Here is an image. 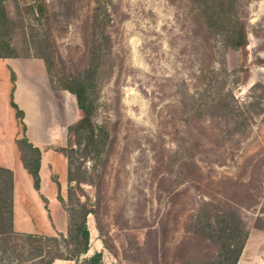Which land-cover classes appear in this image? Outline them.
Masks as SVG:
<instances>
[{
	"label": "rangeland",
	"instance_id": "obj_1",
	"mask_svg": "<svg viewBox=\"0 0 264 264\" xmlns=\"http://www.w3.org/2000/svg\"><path fill=\"white\" fill-rule=\"evenodd\" d=\"M4 2L17 53L24 57L39 45L50 56L51 86L64 95L70 123L81 112L75 95L58 87L59 77L83 68L91 15L105 8L109 13L110 53L91 94L96 141L86 154L82 144L72 146L81 181H69L68 168L65 178L51 174L64 208L73 190L95 213L87 214L89 249L80 258L100 251L106 264H210L215 249L185 228L199 204L210 201L218 209L234 208L251 226L238 263L264 264V229L252 226L264 215V63L255 61L264 57V0L239 2L247 21L245 58L231 47L224 50L219 37L210 40V91L231 87L248 119L232 135L219 116L190 114L199 91L198 58L184 0ZM241 65L247 77L235 81L232 70ZM20 127L16 118L15 136ZM182 141L189 148L183 154ZM45 146H67V134ZM18 178L23 197L26 179ZM0 264L19 263L0 250Z\"/></svg>",
	"mask_w": 264,
	"mask_h": 264
},
{
	"label": "trees",
	"instance_id": "obj_2",
	"mask_svg": "<svg viewBox=\"0 0 264 264\" xmlns=\"http://www.w3.org/2000/svg\"><path fill=\"white\" fill-rule=\"evenodd\" d=\"M184 1L188 6L190 31L195 35L194 47L198 58V66L194 73L199 91L196 94L197 98L194 97L197 101L190 114L197 117L205 113H209L210 116H219L226 125V133L232 135L248 123L247 116L238 107L231 87L227 89L221 87L220 90L211 93L210 73L213 69L208 65L213 58L210 40L214 36L220 38L224 50L231 47L240 51L243 58L247 56V21L241 12L240 0ZM9 19L5 2L0 0V57L20 56L11 41ZM108 20L109 13L106 8L96 10L91 15L90 33L86 41L85 65L75 72H63L59 77L58 87L75 95L81 112L79 118L67 127V146L56 148L67 158L69 181L79 182L83 177L80 165L74 163L72 146L82 144L83 153L86 154L88 147L96 141L92 121L95 106L91 94L99 85V72L103 58L110 53L111 35L106 29ZM32 48L33 53L27 52L23 56L43 58L49 81L54 87L50 56L39 45L32 46ZM255 61L264 63V57L257 56ZM221 70L226 71L224 57L221 60ZM246 71L242 65L234 68L232 70L234 80L238 81L240 77L245 79ZM9 72L11 87L8 101L21 126L20 135L15 137V144L22 166L31 176L33 187L38 189L41 150L25 135L24 110L13 96L16 72L11 67H9ZM242 73H244L243 76H241ZM208 93L212 96L207 100H202L205 96H209ZM180 102L183 113H187L184 99ZM184 149L189 148L182 141L181 150L183 152L181 154L184 153ZM13 187V170L0 165V250L10 254L19 264H51L55 258L72 259L75 264H106L101 259L100 251H94L91 255L80 258V255L89 248L87 214L94 213V211L84 200L75 197L73 190L68 191L69 205L65 206L67 210L66 234L54 235L17 231L13 228ZM59 199L63 203L61 196ZM252 226L264 229V215H257ZM250 227L249 223L234 208L218 209L210 201H202L193 214V218L185 225L186 229L191 230L192 233L205 240L207 245L215 249L214 258L210 264H236ZM123 255L124 257L129 256L126 249Z\"/></svg>",
	"mask_w": 264,
	"mask_h": 264
},
{
	"label": "crops",
	"instance_id": "obj_3",
	"mask_svg": "<svg viewBox=\"0 0 264 264\" xmlns=\"http://www.w3.org/2000/svg\"><path fill=\"white\" fill-rule=\"evenodd\" d=\"M0 67V165L10 167L14 174L13 228L47 234L62 231L65 235L67 210L56 198L57 189L51 174L56 173L65 178L67 158L57 149L44 147L47 143L63 141L67 134L70 122L69 112L62 105L64 95H55L41 57H0ZM9 67L16 72L13 96L24 110L25 135L41 150L38 189L33 187L31 176L22 166L18 154H15L16 117L8 101L11 87ZM19 175L26 179L23 197ZM39 193L47 199V203ZM241 255L242 251L238 261ZM64 261L75 264L74 260L64 258H55L51 264H62Z\"/></svg>",
	"mask_w": 264,
	"mask_h": 264
},
{
	"label": "bare ground",
	"instance_id": "obj_4",
	"mask_svg": "<svg viewBox=\"0 0 264 264\" xmlns=\"http://www.w3.org/2000/svg\"><path fill=\"white\" fill-rule=\"evenodd\" d=\"M243 260V259H242ZM238 264H241V262L240 263H238Z\"/></svg>",
	"mask_w": 264,
	"mask_h": 264
},
{
	"label": "water",
	"instance_id": "obj_5",
	"mask_svg": "<svg viewBox=\"0 0 264 264\" xmlns=\"http://www.w3.org/2000/svg\"><path fill=\"white\" fill-rule=\"evenodd\" d=\"M263 258H264V254H263Z\"/></svg>",
	"mask_w": 264,
	"mask_h": 264
}]
</instances>
